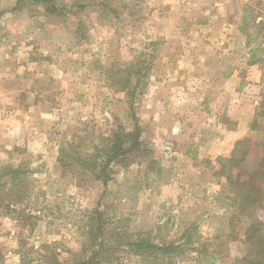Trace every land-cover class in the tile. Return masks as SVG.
Returning <instances> with one entry per match:
<instances>
[{
    "label": "rangeland",
    "instance_id": "374dc122",
    "mask_svg": "<svg viewBox=\"0 0 264 264\" xmlns=\"http://www.w3.org/2000/svg\"><path fill=\"white\" fill-rule=\"evenodd\" d=\"M17 2L0 0V167L22 165L29 190L0 209V264H43V244L70 258L95 211L110 228L191 241L178 264H241L264 202L251 215L234 205L235 189L216 172L235 145L224 156L217 143L220 129L247 125L243 168L260 166L264 0ZM132 113L148 159L115 166L106 185L64 173L62 146L91 147L116 119L132 129Z\"/></svg>",
    "mask_w": 264,
    "mask_h": 264
},
{
    "label": "trees",
    "instance_id": "16d2710c",
    "mask_svg": "<svg viewBox=\"0 0 264 264\" xmlns=\"http://www.w3.org/2000/svg\"><path fill=\"white\" fill-rule=\"evenodd\" d=\"M21 3L23 0H18L17 7ZM47 12L53 13L55 9H47ZM129 118L133 123L132 129L116 119L112 133L109 136H101L99 142L91 147L82 144L62 146L58 151V162L64 173L90 174L106 185L113 179L115 166L128 169L138 160L148 159L152 150L144 142L143 127L139 118L134 113ZM251 144L249 138L237 141L228 158H218L219 169L216 172L217 176L225 178L235 189L234 205L249 215L250 209L264 202V150L260 166L256 170L249 173L243 168ZM155 164L150 158L148 165ZM0 168V209L9 211L13 205L23 203L27 196L28 173L22 165L9 164ZM245 175L248 176L246 180ZM109 225L111 224H107L104 215L95 211L85 224L86 239L82 241L79 251L70 258L61 260L55 245L43 244V264H120L124 258L131 257H138L141 264H178L179 261L188 260L187 251L192 242H183L184 237L173 242H155L151 232L131 233L116 227L110 228ZM188 232L189 230L185 235L189 237ZM245 237L247 251L241 259V264H264V223L254 220L247 228ZM118 253H122V257L119 258ZM198 264H201L200 261Z\"/></svg>",
    "mask_w": 264,
    "mask_h": 264
},
{
    "label": "crops",
    "instance_id": "0c3cea01",
    "mask_svg": "<svg viewBox=\"0 0 264 264\" xmlns=\"http://www.w3.org/2000/svg\"><path fill=\"white\" fill-rule=\"evenodd\" d=\"M224 81V80H223ZM246 116L251 117L254 115V112L251 111H246L244 112ZM245 121H247V117L244 118ZM248 128L247 125L243 129H233L231 127H224L220 129V137L218 142V154L219 155H224L227 156L226 154H230L231 149L235 145L237 141L242 140L248 135Z\"/></svg>",
    "mask_w": 264,
    "mask_h": 264
}]
</instances>
